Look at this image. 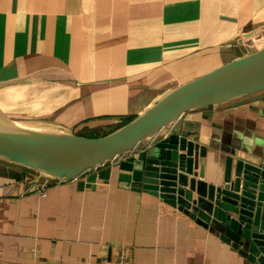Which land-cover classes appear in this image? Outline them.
Here are the masks:
<instances>
[{"label":"crops","instance_id":"1","mask_svg":"<svg viewBox=\"0 0 264 264\" xmlns=\"http://www.w3.org/2000/svg\"><path fill=\"white\" fill-rule=\"evenodd\" d=\"M264 0H0V105L98 136L173 88L255 51ZM206 146L202 179L227 157L264 163V89L182 113L158 135ZM110 177L41 180L0 161V264H256L159 195ZM28 178V179H27ZM91 183V184H90Z\"/></svg>","mask_w":264,"mask_h":264},{"label":"water","instance_id":"2","mask_svg":"<svg viewBox=\"0 0 264 264\" xmlns=\"http://www.w3.org/2000/svg\"><path fill=\"white\" fill-rule=\"evenodd\" d=\"M264 89V46L165 93L143 112L103 135L75 133L60 126L27 127L0 121V158L42 175L89 182L109 178L100 167L158 135L185 111L229 101ZM207 148L185 134L160 136L149 147L119 159L126 186L159 195L216 231L256 264H264V163L227 157L225 183L201 177ZM91 184V183H90Z\"/></svg>","mask_w":264,"mask_h":264},{"label":"rangeland","instance_id":"3","mask_svg":"<svg viewBox=\"0 0 264 264\" xmlns=\"http://www.w3.org/2000/svg\"><path fill=\"white\" fill-rule=\"evenodd\" d=\"M249 48L256 49L255 44L252 45L251 41L247 43ZM0 121L6 122V123H17V124H28V125H33L35 122H39L44 125L48 126H55L49 122V120L46 119H41V118H35L32 116H26L24 113L17 112L10 106H2L0 105ZM126 123V122H124ZM123 123V124H124ZM0 161H6L9 163V161L4 160L0 158ZM11 164L17 165L18 167H22L23 169L27 170V177L35 180L36 178H40L41 181L44 180V175L40 174L39 171L32 169L30 167L24 166L22 164H17L14 162H10ZM27 178V179H28Z\"/></svg>","mask_w":264,"mask_h":264},{"label":"built area","instance_id":"4","mask_svg":"<svg viewBox=\"0 0 264 264\" xmlns=\"http://www.w3.org/2000/svg\"><path fill=\"white\" fill-rule=\"evenodd\" d=\"M252 45L255 44V50L260 49L261 47L264 46V35H261L259 37H256L255 39H253L251 41ZM65 178H56V177H52V176H48V175H44V180L41 181V189L40 190H44L45 188H47L52 182H60Z\"/></svg>","mask_w":264,"mask_h":264},{"label":"bare ground","instance_id":"5","mask_svg":"<svg viewBox=\"0 0 264 264\" xmlns=\"http://www.w3.org/2000/svg\"><path fill=\"white\" fill-rule=\"evenodd\" d=\"M19 125H23V126H27V127H36V128L52 127V126L41 124L39 122H35V123H33V125H28V124H19Z\"/></svg>","mask_w":264,"mask_h":264},{"label":"trees","instance_id":"6","mask_svg":"<svg viewBox=\"0 0 264 264\" xmlns=\"http://www.w3.org/2000/svg\"><path fill=\"white\" fill-rule=\"evenodd\" d=\"M131 118H132V117H130V118H127V119L125 120V122L129 121Z\"/></svg>","mask_w":264,"mask_h":264}]
</instances>
